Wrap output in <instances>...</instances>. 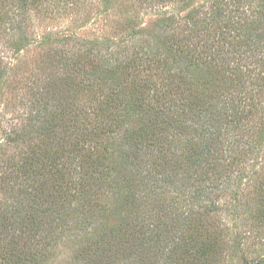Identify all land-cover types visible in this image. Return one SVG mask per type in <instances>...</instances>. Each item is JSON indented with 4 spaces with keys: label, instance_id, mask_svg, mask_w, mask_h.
Returning <instances> with one entry per match:
<instances>
[{
    "label": "trees",
    "instance_id": "16d2710c",
    "mask_svg": "<svg viewBox=\"0 0 264 264\" xmlns=\"http://www.w3.org/2000/svg\"><path fill=\"white\" fill-rule=\"evenodd\" d=\"M147 1L186 14L156 25L157 46L139 47L136 27L124 50L68 43L60 90L36 87L21 124L0 128V264H47L69 240L78 264H186L216 251V229L186 233L196 216L219 219L232 167L257 155L254 131L264 144V0ZM13 2L0 33L17 14L24 33V15L45 7Z\"/></svg>",
    "mask_w": 264,
    "mask_h": 264
},
{
    "label": "rangeland",
    "instance_id": "374dc122",
    "mask_svg": "<svg viewBox=\"0 0 264 264\" xmlns=\"http://www.w3.org/2000/svg\"><path fill=\"white\" fill-rule=\"evenodd\" d=\"M205 1L196 0L194 3L199 6ZM2 2L5 4L6 0H0ZM44 6L42 11L33 9L24 15L25 34L18 30L17 23L22 20L18 14L14 28L8 23L5 34L0 33V73H3L0 80L3 82L0 87V128L21 124L20 116L27 113L36 87L41 92L47 85L60 90L63 73L60 53L67 49L68 43L70 47L74 44L75 48L82 50L85 47L82 42H97L106 53L107 42L121 41V46L115 47L124 50L123 47L129 48L133 41L134 45L138 44L129 31L136 27L135 32L141 35L139 47L157 46L162 36L154 31L156 25L166 15L183 17L186 14L183 3L154 5L147 0H44ZM6 11L12 16L17 13L13 0L0 8V14ZM22 35H27L30 44L17 50ZM146 64L153 69L157 65ZM26 85L34 88L29 91L24 87ZM256 131L251 144L257 147V155L253 153L251 158L248 156L232 167L228 194L221 201L223 210L219 219L212 222L214 228L211 221L204 222L196 216L186 233L195 236L199 231L204 235L216 229V251L208 258L201 254L192 259L186 257V264H264V144L259 142L261 136ZM221 164L219 171L226 174L230 170L228 160ZM210 171L207 168L204 175L208 176ZM77 253L78 245L74 240L63 241L47 264H78Z\"/></svg>",
    "mask_w": 264,
    "mask_h": 264
}]
</instances>
